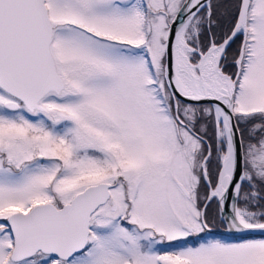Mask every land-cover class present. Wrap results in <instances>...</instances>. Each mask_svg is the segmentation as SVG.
Segmentation results:
<instances>
[{
    "label": "snow or ice",
    "instance_id": "6c2138e0",
    "mask_svg": "<svg viewBox=\"0 0 264 264\" xmlns=\"http://www.w3.org/2000/svg\"><path fill=\"white\" fill-rule=\"evenodd\" d=\"M0 264H264V0H0Z\"/></svg>",
    "mask_w": 264,
    "mask_h": 264
}]
</instances>
